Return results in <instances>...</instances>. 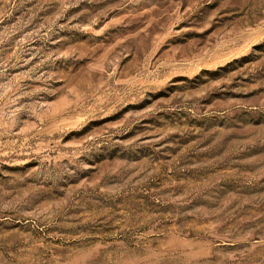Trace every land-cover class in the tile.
<instances>
[{"label":"rangeland","instance_id":"obj_1","mask_svg":"<svg viewBox=\"0 0 264 264\" xmlns=\"http://www.w3.org/2000/svg\"><path fill=\"white\" fill-rule=\"evenodd\" d=\"M0 264H264V0H0Z\"/></svg>","mask_w":264,"mask_h":264}]
</instances>
